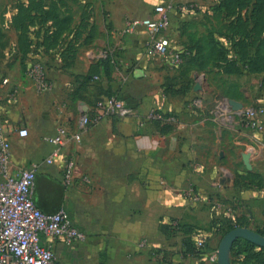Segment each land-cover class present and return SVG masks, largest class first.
I'll use <instances>...</instances> for the list:
<instances>
[{"label": "crops", "instance_id": "crops-1", "mask_svg": "<svg viewBox=\"0 0 264 264\" xmlns=\"http://www.w3.org/2000/svg\"><path fill=\"white\" fill-rule=\"evenodd\" d=\"M106 8L113 29L106 33L101 28L91 50L95 56L87 55L76 69L45 71L46 89L28 73L0 79V123L11 132L12 171L35 168V204L49 213L63 207L86 234L71 245L43 235L40 243H49L62 264H218L228 220L248 221L250 229L264 231V141L257 132L264 136V123L258 121L253 133L241 128L218 138L206 124L214 122H205L198 112L203 103L188 102L205 91L195 73L187 96L166 92L165 80L150 83V73L158 76L162 70L146 53L150 37L122 33L130 12ZM167 36L174 48L180 46L177 37L184 39L182 29L171 25ZM103 52L109 61L100 58ZM197 82L201 88L194 90ZM106 96L123 99L135 114L101 115L79 141H69L61 156L47 163L53 145L44 137L61 125L77 131L80 114L94 116L96 99ZM150 110L171 112L178 122L156 125L147 119L140 126L139 119ZM20 127L29 134L20 137ZM250 134L255 141L248 142ZM243 147L254 149L251 158H245ZM65 157L75 161L70 184L63 181ZM189 188L198 201L185 197ZM170 218L198 227L193 237L205 246L185 253L182 234L167 238L159 230L160 219Z\"/></svg>", "mask_w": 264, "mask_h": 264}, {"label": "rangeland", "instance_id": "rangeland-1", "mask_svg": "<svg viewBox=\"0 0 264 264\" xmlns=\"http://www.w3.org/2000/svg\"><path fill=\"white\" fill-rule=\"evenodd\" d=\"M163 1L171 3L170 25L182 29L184 39L174 40L180 44L177 49L181 51L182 60L172 66L167 58H156L163 72L160 70L158 76L150 73V83L166 82L168 75L170 78L185 72L190 76L195 73L205 87L198 95L203 103V111L198 112L203 114L205 122H214L206 124L218 138L241 128L252 133L258 130L255 126L252 129L251 124L246 127L240 115L224 107L231 97L237 98L242 108L264 107V68L252 70L249 63V59L255 60V49L264 39V12L262 17L255 14L252 8L255 0H247L244 8L233 7L231 3L226 9L220 7L223 0ZM157 3L158 0H0V79L16 78L35 68L76 69L80 61H86L87 55L95 56L93 53L97 51L91 50L100 37L101 28L105 26L106 33L113 29L109 26L107 6L130 12L125 14V23L130 17L150 14ZM179 10L177 14L175 11ZM55 21L63 24L60 40L46 46L39 44L38 32ZM232 36L236 41L245 39L244 43L240 40L232 45ZM247 38L254 42L246 45ZM260 52L263 55L264 45ZM180 85L177 82L176 87ZM251 117L253 122L264 123V112ZM257 132L264 141L263 133ZM250 137L248 142L255 141L252 134ZM229 148L238 150L235 145ZM243 150L251 158L254 149L246 151L243 147Z\"/></svg>", "mask_w": 264, "mask_h": 264}, {"label": "built area", "instance_id": "built-area-1", "mask_svg": "<svg viewBox=\"0 0 264 264\" xmlns=\"http://www.w3.org/2000/svg\"><path fill=\"white\" fill-rule=\"evenodd\" d=\"M171 3L160 0L145 16L130 17L126 19L122 33L142 32L150 37L146 47V53L154 58H167L170 65L177 66L181 60V51L170 45L167 31L170 27ZM101 57H109L108 53H101ZM28 74L36 81L40 89L49 86L45 70L35 68ZM4 83L8 79H3ZM194 105H201L202 99L195 97L191 101ZM95 107L97 113L90 116L87 113L80 114L77 123V131L73 132L66 126H59L52 135L44 139L53 145V150L45 159L47 163H53L61 156L64 146L71 140L79 141L83 131L87 130L92 122L99 120L103 114L119 116L134 115V110L123 99L116 96L99 98ZM225 110L240 115L243 124L248 126L257 125L258 121H252L254 114L264 112V107L240 108L233 110L225 103ZM147 119L178 122L175 114L165 115L161 111L150 110L138 121L142 126ZM3 123H0V264H62L54 253L49 243L41 244V235L48 239L60 237L66 245L82 241L86 234L75 227L62 207L55 212L42 211L33 200L35 184V168H23L18 173L12 171L11 161V135ZM20 137L29 134L26 127L17 129ZM75 161L72 158H64L63 181L70 184L72 181V170ZM185 197L192 201H198L199 195L192 188L184 192ZM203 239L197 241L202 247Z\"/></svg>", "mask_w": 264, "mask_h": 264}, {"label": "trees", "instance_id": "trees-1", "mask_svg": "<svg viewBox=\"0 0 264 264\" xmlns=\"http://www.w3.org/2000/svg\"><path fill=\"white\" fill-rule=\"evenodd\" d=\"M231 3H233V7L244 8L246 7L247 0H223L220 3V7L222 9H226L231 5ZM252 8L255 14L257 13L258 15H260V17H262V14L264 12V0H255L254 3L252 4ZM23 14L25 13L23 12ZM62 25L63 24H60V22L55 21L45 26L47 27L46 29L41 28L40 31L41 33L38 32L39 33L37 39L38 43L46 46L49 43H53L55 41L58 42L60 40L58 37L61 35V32L63 31ZM240 40L244 43L245 39L244 40L239 39L237 41ZM237 41L234 36L230 38V42L232 43V45H237ZM245 42L247 45L249 42L253 43L254 39L250 41L247 38ZM259 44L257 45L254 52L255 60L249 59V63L251 64L252 70H258L264 68V53L262 55L260 52V47L264 45V39L259 41ZM246 45L244 46V48L246 47ZM104 60L109 61L110 57H107V59ZM85 80H88L86 76H85ZM166 82H164L163 84L164 90L166 92H170L172 94H182L183 96H187L191 92L193 79L190 75L187 74V72H185L179 74L178 77H170V78L167 77ZM177 82H180L181 84L180 87H176ZM98 99L99 98H97L96 101ZM191 101L192 100L190 99V102ZM161 112H163L165 115L171 114V112H164V111ZM152 121H154L156 125H161L163 123L171 124L170 122H165L160 120H152ZM237 226L249 227V222L241 221V220H236V221L228 220L227 225L223 229V234L226 233L228 230ZM198 229L199 228L194 225L181 223L177 218H170L167 221H163V219H160L159 222V230L164 234L165 237L170 238L182 234L181 242L184 247L185 253H196L200 248H203L205 246V243L203 244L202 247L198 246L197 242L195 241V238L193 237L195 234H197ZM253 230L261 235H264V231L262 230L259 229H253ZM231 264H264V248L259 247L258 245L246 239L238 238L235 240V242L232 245Z\"/></svg>", "mask_w": 264, "mask_h": 264}, {"label": "water", "instance_id": "water-1", "mask_svg": "<svg viewBox=\"0 0 264 264\" xmlns=\"http://www.w3.org/2000/svg\"><path fill=\"white\" fill-rule=\"evenodd\" d=\"M200 84L199 82L195 83L193 86L194 90H199ZM227 103L233 110H238L242 108L243 104L235 99L229 98L227 99ZM247 159V155L245 156ZM243 238L246 239L259 247L264 248V235L257 233L256 231L250 229L249 227L245 226H237L230 230H228L222 236L218 249H217V263L218 264H231L230 261V253L232 249V245L236 239Z\"/></svg>", "mask_w": 264, "mask_h": 264}]
</instances>
